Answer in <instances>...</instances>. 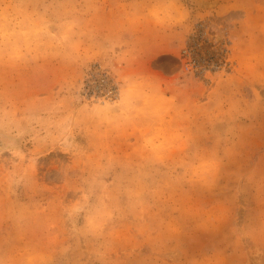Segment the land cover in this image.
<instances>
[{
    "label": "rangeland",
    "instance_id": "1",
    "mask_svg": "<svg viewBox=\"0 0 264 264\" xmlns=\"http://www.w3.org/2000/svg\"><path fill=\"white\" fill-rule=\"evenodd\" d=\"M0 264H264V0H0Z\"/></svg>",
    "mask_w": 264,
    "mask_h": 264
}]
</instances>
